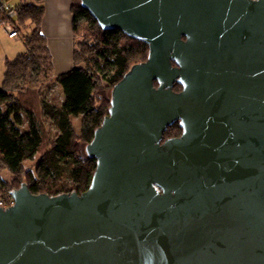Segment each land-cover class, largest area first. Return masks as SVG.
<instances>
[{
  "label": "water",
  "instance_id": "obj_1",
  "mask_svg": "<svg viewBox=\"0 0 264 264\" xmlns=\"http://www.w3.org/2000/svg\"><path fill=\"white\" fill-rule=\"evenodd\" d=\"M81 6L148 57L85 146L88 190L0 207V264H264V0Z\"/></svg>",
  "mask_w": 264,
  "mask_h": 264
},
{
  "label": "trees",
  "instance_id": "obj_2",
  "mask_svg": "<svg viewBox=\"0 0 264 264\" xmlns=\"http://www.w3.org/2000/svg\"><path fill=\"white\" fill-rule=\"evenodd\" d=\"M45 0L14 8L15 24L26 52L6 61L0 89V202L26 185L33 195L87 191L96 160L85 154L111 106V91L136 63L147 60L149 48L120 31L103 30L81 0H72L75 67L55 76L53 58L41 32ZM0 2H3L0 0ZM4 3V2H3ZM0 21H8L6 10ZM56 86L61 99H50ZM181 90L177 84L173 88ZM80 119L77 131L74 120ZM182 134L179 123L164 139Z\"/></svg>",
  "mask_w": 264,
  "mask_h": 264
},
{
  "label": "crops",
  "instance_id": "obj_3",
  "mask_svg": "<svg viewBox=\"0 0 264 264\" xmlns=\"http://www.w3.org/2000/svg\"><path fill=\"white\" fill-rule=\"evenodd\" d=\"M29 2H33V0H20V3L16 7ZM71 7L72 0L44 1L45 14L41 23V32L47 40V45L53 58L55 76L64 74L75 67L73 57L75 50V38L73 35V15ZM1 43L3 42L0 33V45ZM22 50V45L20 46L16 44L14 46L13 53L8 55H14L15 53V55L17 54L19 57L20 55H22L20 54ZM10 57L12 56H7V53H0L1 83H3L2 79L4 80L6 61H10Z\"/></svg>",
  "mask_w": 264,
  "mask_h": 264
},
{
  "label": "rangeland",
  "instance_id": "obj_4",
  "mask_svg": "<svg viewBox=\"0 0 264 264\" xmlns=\"http://www.w3.org/2000/svg\"><path fill=\"white\" fill-rule=\"evenodd\" d=\"M5 4L6 7L8 8H15L19 3H20V0H2ZM0 33H1V39H2V42L1 45H0V53L1 54H4V53H7V56H12L10 57V61H14L16 60V58L18 57V55L14 53V55H8V54H11L13 53V50H14V46L17 44V45H22L23 47V50L20 54H23L26 50L23 46V41L20 37L18 38H15L13 40H11V38L8 37V35L4 32V30L0 27ZM78 41L77 38H75V48H76V42ZM1 65V64H0ZM0 70H1V67H0ZM3 81V79H2ZM2 88V83L0 81V89ZM50 99H55L57 97L58 100L61 99V96L59 94V89L58 87L54 86L53 89L50 91ZM74 126L76 128L77 131H80V128H81V122H80V119H75L74 120ZM83 150H85V146L83 147ZM86 154V153H85Z\"/></svg>",
  "mask_w": 264,
  "mask_h": 264
},
{
  "label": "built area",
  "instance_id": "obj_5",
  "mask_svg": "<svg viewBox=\"0 0 264 264\" xmlns=\"http://www.w3.org/2000/svg\"><path fill=\"white\" fill-rule=\"evenodd\" d=\"M253 1H257V0H253ZM4 8H8L5 6V4L3 2H0V10L4 9ZM18 14V10L17 9H7L6 10V16L8 17V21H4L1 22L0 21V27L4 30V32L9 36V38L11 39H15L19 37V31L17 30L15 24L12 22L13 20L16 19ZM14 205V200H11L10 203H6V202H0V207L7 209L11 206Z\"/></svg>",
  "mask_w": 264,
  "mask_h": 264
}]
</instances>
